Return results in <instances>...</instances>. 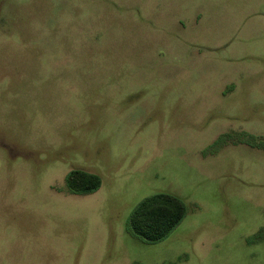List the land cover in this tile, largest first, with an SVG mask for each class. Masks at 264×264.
Instances as JSON below:
<instances>
[{
	"label": "rangeland",
	"instance_id": "rangeland-1",
	"mask_svg": "<svg viewBox=\"0 0 264 264\" xmlns=\"http://www.w3.org/2000/svg\"><path fill=\"white\" fill-rule=\"evenodd\" d=\"M0 264H264V0H0Z\"/></svg>",
	"mask_w": 264,
	"mask_h": 264
},
{
	"label": "trees",
	"instance_id": "trees-1",
	"mask_svg": "<svg viewBox=\"0 0 264 264\" xmlns=\"http://www.w3.org/2000/svg\"><path fill=\"white\" fill-rule=\"evenodd\" d=\"M67 184L75 194L96 192L102 183L99 176L73 170L67 175ZM187 216L183 200L168 194H156L142 201L131 213L128 231L148 244H157L169 238Z\"/></svg>",
	"mask_w": 264,
	"mask_h": 264
},
{
	"label": "crops",
	"instance_id": "crops-1",
	"mask_svg": "<svg viewBox=\"0 0 264 264\" xmlns=\"http://www.w3.org/2000/svg\"><path fill=\"white\" fill-rule=\"evenodd\" d=\"M101 186H102V183H101ZM101 186H100V188H101ZM100 188L96 192H98L100 190ZM96 192H93V193H90V194H76V195L88 196V195L94 194Z\"/></svg>",
	"mask_w": 264,
	"mask_h": 264
}]
</instances>
